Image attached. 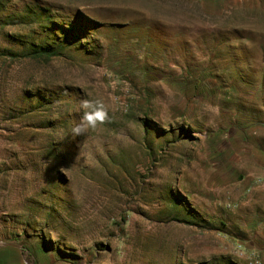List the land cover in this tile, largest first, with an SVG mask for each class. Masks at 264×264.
Returning <instances> with one entry per match:
<instances>
[{"label":"rangeland","instance_id":"1","mask_svg":"<svg viewBox=\"0 0 264 264\" xmlns=\"http://www.w3.org/2000/svg\"><path fill=\"white\" fill-rule=\"evenodd\" d=\"M83 100L108 118L73 135ZM27 262L264 264V0H0V264Z\"/></svg>","mask_w":264,"mask_h":264},{"label":"clouds","instance_id":"2","mask_svg":"<svg viewBox=\"0 0 264 264\" xmlns=\"http://www.w3.org/2000/svg\"><path fill=\"white\" fill-rule=\"evenodd\" d=\"M83 115L80 122L72 129L73 135H81L89 130H95L98 124H103L108 118L107 112L101 106L93 105L89 100L81 101ZM218 112V109H216Z\"/></svg>","mask_w":264,"mask_h":264},{"label":"trees","instance_id":"3","mask_svg":"<svg viewBox=\"0 0 264 264\" xmlns=\"http://www.w3.org/2000/svg\"><path fill=\"white\" fill-rule=\"evenodd\" d=\"M63 52L62 47L51 46V45H35L26 49L22 53L5 52L2 56H8L12 59H32L40 60L44 62H50L56 58L61 57Z\"/></svg>","mask_w":264,"mask_h":264},{"label":"water","instance_id":"4","mask_svg":"<svg viewBox=\"0 0 264 264\" xmlns=\"http://www.w3.org/2000/svg\"><path fill=\"white\" fill-rule=\"evenodd\" d=\"M6 246H13V247H17V248H19V249H21V247L20 246H18V245H16V244H10V243H7V244H5ZM27 264H31L30 262H27Z\"/></svg>","mask_w":264,"mask_h":264}]
</instances>
